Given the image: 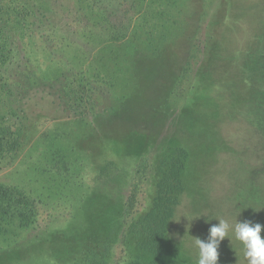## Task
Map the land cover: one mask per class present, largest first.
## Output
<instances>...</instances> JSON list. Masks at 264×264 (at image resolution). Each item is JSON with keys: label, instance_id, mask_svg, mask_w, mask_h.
<instances>
[{"label": "rangeland", "instance_id": "374dc122", "mask_svg": "<svg viewBox=\"0 0 264 264\" xmlns=\"http://www.w3.org/2000/svg\"><path fill=\"white\" fill-rule=\"evenodd\" d=\"M166 51L172 92L124 107ZM203 89L210 112L183 110ZM0 116L22 144L0 187L34 211L0 219V264H67L108 194L146 264H197L219 219L264 226V0H0ZM218 253L247 264L231 234Z\"/></svg>", "mask_w": 264, "mask_h": 264}, {"label": "trees", "instance_id": "16d2710c", "mask_svg": "<svg viewBox=\"0 0 264 264\" xmlns=\"http://www.w3.org/2000/svg\"><path fill=\"white\" fill-rule=\"evenodd\" d=\"M168 53V51L158 53L156 58L147 63L149 65L148 70L150 76L146 78V81L142 83V85L139 82L141 88L137 89L132 94L131 98L125 99L124 107L131 106V108L139 107V110H153L155 108V105L152 103L154 98L153 92L158 94L154 95L156 101L158 99L164 100L167 93L172 92V87L176 82L174 69L175 71L178 69L176 61L174 62L176 58L173 60H169L170 58H168V60L164 59ZM150 85L153 87L159 86V88L149 92ZM148 92L150 95H148ZM203 93L205 95L200 94L196 96V93L190 94L191 97L185 101L183 110L187 109L197 114H207V112H210L209 110L212 108V101L208 98L210 95L208 96L205 90ZM133 121L134 117H131L127 119V121H124V124L134 125ZM113 122L114 123H111V125L116 126V121ZM12 126L13 123L8 122L7 119L0 116V161L6 159L8 161L15 160L21 149L22 144L20 145L17 142L19 137L16 135L19 130H12ZM171 135L172 137H177L176 134ZM106 136L110 137V133L108 132ZM120 171L121 168L119 169V172ZM121 186L123 187V185ZM115 194H118V191ZM91 195L93 196L94 194ZM20 197L21 199L18 201ZM103 198L102 201H104L105 204L102 205L100 203L98 206L100 209L91 210L87 213H82L81 210V215L80 212H78L79 209H77L76 213H74L76 218L80 216L82 219L81 223L77 225V229L80 230L68 233L69 240L66 239L70 242L68 251H72V253L66 257L67 264H111L112 261L110 260L113 258L114 254H117V248L119 247H122L124 253L118 255L117 264H146V262L142 260V256H140L141 253L139 248L137 247L135 250L134 248L131 249L129 244H126L122 237L124 204L119 202L118 197L112 198L110 194ZM3 203H6L8 207L7 210H2ZM30 203H32V199L26 194L25 196H22V194L17 195V201L14 202L11 195L0 187V219L3 218V216L12 217V214H16L19 223H22L24 226H30L32 224V219L30 218L34 215ZM80 224H82V226L79 227ZM125 237L126 234H124V238Z\"/></svg>", "mask_w": 264, "mask_h": 264}, {"label": "clouds", "instance_id": "9594fccd", "mask_svg": "<svg viewBox=\"0 0 264 264\" xmlns=\"http://www.w3.org/2000/svg\"><path fill=\"white\" fill-rule=\"evenodd\" d=\"M262 226L251 221L238 222L237 218L230 223L228 220L219 219L218 224L209 228L207 241L193 238L197 249V264H217L218 248L225 238L236 241L243 252L247 264H264V238L261 237Z\"/></svg>", "mask_w": 264, "mask_h": 264}]
</instances>
